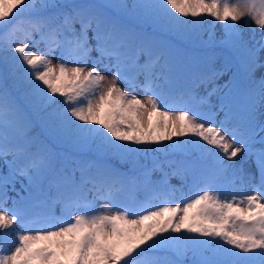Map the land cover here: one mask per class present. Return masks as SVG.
<instances>
[{"label": "snow or ice", "instance_id": "1", "mask_svg": "<svg viewBox=\"0 0 264 264\" xmlns=\"http://www.w3.org/2000/svg\"><path fill=\"white\" fill-rule=\"evenodd\" d=\"M189 254L264 264V0H0V264Z\"/></svg>", "mask_w": 264, "mask_h": 264}, {"label": "rangeland", "instance_id": "2", "mask_svg": "<svg viewBox=\"0 0 264 264\" xmlns=\"http://www.w3.org/2000/svg\"><path fill=\"white\" fill-rule=\"evenodd\" d=\"M189 19H191V18H189ZM200 19L207 20V21H209L210 23H215V29H214V32H215L216 37L218 38L220 35H222V33H221V28H222V26L219 24V22H213L211 17H206V16H205V17H201ZM240 26L243 28V21L240 22ZM204 28L207 29L208 26L205 25ZM255 28H256V26H255L254 24H251L250 29H245V30H244V31H245V36H246V38L250 35V33H251V29H255ZM209 31H211V30H209ZM256 31H257V33H258V32H259V29H256ZM203 35H207V32H203ZM34 51H36V50H34ZM189 54H190V55H194L195 53H190V51H189ZM53 63H55V58H53ZM70 66H71V64H70ZM101 71L104 72L105 70H104V69H101ZM105 74H110V73H106V72H105ZM225 78H226V77H225ZM121 87H125V88H126V85L121 84ZM201 91H202V90H201ZM135 94H136L138 97H140V98H143V97H144V93L141 92V91H137ZM213 103H215V97H213ZM258 115H259V114H258ZM160 155H163V154L161 153ZM25 182H26V181H25ZM171 183H173V184H177V185H178L179 182H178L176 179H173V180L171 181ZM16 187H17V190H19V188H20L19 183H17ZM186 191H187V189H186ZM243 191H249V189L244 188ZM26 194H27V193H24V195H26ZM9 195L12 196V195H15V193H13V192L10 191V192H9ZM106 203H107V201H103V200H99V201H97V202H96V207H97V209L102 208ZM57 214H59V209H57ZM16 228L19 229V226L17 225ZM13 239H14V237H13ZM9 248H11V245H9ZM190 258H191V254H189L188 260H189Z\"/></svg>", "mask_w": 264, "mask_h": 264}, {"label": "trees", "instance_id": "3", "mask_svg": "<svg viewBox=\"0 0 264 264\" xmlns=\"http://www.w3.org/2000/svg\"><path fill=\"white\" fill-rule=\"evenodd\" d=\"M203 38L206 40L207 39V35H203ZM198 47H199V45H192V46H190V48H189L190 53H193L192 52V49L193 48H198ZM42 48H43V45H40L39 47L33 48V51L36 50V52H39L40 50H42ZM37 131L39 132L40 129H37ZM117 166L123 167V168H127V165H123V166L117 165ZM189 260L191 261V258Z\"/></svg>", "mask_w": 264, "mask_h": 264}]
</instances>
